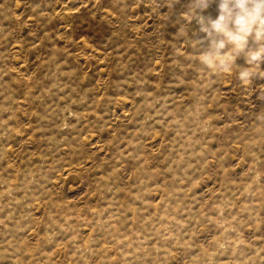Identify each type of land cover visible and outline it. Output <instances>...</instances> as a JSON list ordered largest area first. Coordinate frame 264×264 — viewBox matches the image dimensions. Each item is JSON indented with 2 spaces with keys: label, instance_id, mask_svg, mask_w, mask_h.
<instances>
[{
  "label": "rangeland",
  "instance_id": "rangeland-1",
  "mask_svg": "<svg viewBox=\"0 0 264 264\" xmlns=\"http://www.w3.org/2000/svg\"><path fill=\"white\" fill-rule=\"evenodd\" d=\"M196 3L0 0V264H264V62Z\"/></svg>",
  "mask_w": 264,
  "mask_h": 264
},
{
  "label": "clouds",
  "instance_id": "clouds-1",
  "mask_svg": "<svg viewBox=\"0 0 264 264\" xmlns=\"http://www.w3.org/2000/svg\"><path fill=\"white\" fill-rule=\"evenodd\" d=\"M216 15L206 17L208 0H197L193 8L201 14L189 13V19L200 24V31L211 41L213 50L202 52L200 62L211 72L219 75L230 73L233 59L245 51L250 43L257 47L248 52L249 63L259 66L264 62V0H213ZM251 71H242L239 78L245 83Z\"/></svg>",
  "mask_w": 264,
  "mask_h": 264
}]
</instances>
